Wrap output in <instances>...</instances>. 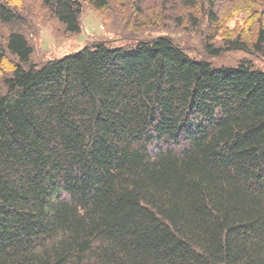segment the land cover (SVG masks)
I'll list each match as a JSON object with an SVG mask.
<instances>
[{
  "label": "trees",
  "instance_id": "trees-1",
  "mask_svg": "<svg viewBox=\"0 0 264 264\" xmlns=\"http://www.w3.org/2000/svg\"><path fill=\"white\" fill-rule=\"evenodd\" d=\"M33 1L69 35L110 2ZM225 1L132 0L140 33L205 22L204 59L161 34L35 64L0 0V264H264V71L207 59L263 54L264 18L246 41Z\"/></svg>",
  "mask_w": 264,
  "mask_h": 264
},
{
  "label": "rangeland",
  "instance_id": "rangeland-1",
  "mask_svg": "<svg viewBox=\"0 0 264 264\" xmlns=\"http://www.w3.org/2000/svg\"><path fill=\"white\" fill-rule=\"evenodd\" d=\"M229 1L232 0L223 2V8L220 11L224 14L223 18L226 19L224 27L229 31H238V34L242 35L246 41L253 39L257 30L254 21L264 18V0H247V2L238 0L235 4H227L226 2ZM122 3H124L123 0ZM14 5L20 10V14L26 21L24 33L32 47L31 61L35 64L75 53L84 46L96 42H106L112 47H119L127 44L132 45L139 40L161 34L170 36L190 57L206 58L202 52L200 41L202 36L208 35L205 22L198 31L199 33L196 34L170 28L172 23L166 20L164 26H168V28L161 26L163 22H155L148 24L149 26L153 25L151 29L140 33L139 29L131 28L135 21L132 0L127 3L125 0V4L122 6L119 5V1L110 0L109 10L103 13L96 12L83 2L78 35L66 34L62 27L33 0H16ZM158 25L161 29H158ZM214 43L221 44L220 36L214 40ZM207 59L219 67H234L239 62L245 61L254 68L264 71V53L224 51L217 58L207 57Z\"/></svg>",
  "mask_w": 264,
  "mask_h": 264
}]
</instances>
